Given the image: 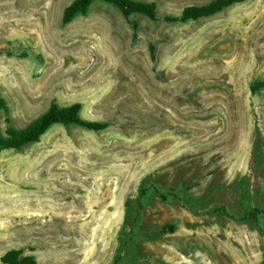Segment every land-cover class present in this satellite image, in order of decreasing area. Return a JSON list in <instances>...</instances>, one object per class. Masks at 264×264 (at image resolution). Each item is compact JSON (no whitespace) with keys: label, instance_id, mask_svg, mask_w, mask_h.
<instances>
[{"label":"rangeland","instance_id":"374dc122","mask_svg":"<svg viewBox=\"0 0 264 264\" xmlns=\"http://www.w3.org/2000/svg\"><path fill=\"white\" fill-rule=\"evenodd\" d=\"M74 1L0 0V132L53 103L108 124L0 153V259L264 264V0L186 23L165 18L213 0L97 1L63 25Z\"/></svg>","mask_w":264,"mask_h":264},{"label":"trees","instance_id":"16d2710c","mask_svg":"<svg viewBox=\"0 0 264 264\" xmlns=\"http://www.w3.org/2000/svg\"><path fill=\"white\" fill-rule=\"evenodd\" d=\"M97 1L110 4L118 8L125 19L129 20L134 14H141L151 20H158V5L155 2H144L140 0H75L66 7L63 14V25L72 23L78 17L87 16L90 8ZM246 0H213L207 5L190 6L184 9L180 17H166L169 23H186L198 21L202 18L215 16L233 5L244 3ZM135 30L138 29L136 23L133 24ZM152 56L154 53L152 51ZM6 99L0 93V110H7ZM82 105L73 104L69 107L61 108L57 103H53L42 117L34 121L23 130L10 129L5 137L0 132V153L7 150H20L26 145L40 142L41 138L55 125H76L93 131H103L108 124L90 122L82 118ZM259 210L251 212L247 218L258 219ZM246 220V218H245ZM2 264H37L32 256H24L23 250H11L0 259Z\"/></svg>","mask_w":264,"mask_h":264}]
</instances>
